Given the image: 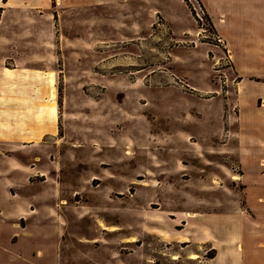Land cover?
<instances>
[{
    "label": "rangeland",
    "instance_id": "obj_1",
    "mask_svg": "<svg viewBox=\"0 0 264 264\" xmlns=\"http://www.w3.org/2000/svg\"><path fill=\"white\" fill-rule=\"evenodd\" d=\"M199 224L264 264V0H0V264H209Z\"/></svg>",
    "mask_w": 264,
    "mask_h": 264
},
{
    "label": "crops",
    "instance_id": "obj_2",
    "mask_svg": "<svg viewBox=\"0 0 264 264\" xmlns=\"http://www.w3.org/2000/svg\"><path fill=\"white\" fill-rule=\"evenodd\" d=\"M19 131L18 139H23L24 136L31 139L33 136H35L34 130L29 132L28 129L21 128ZM170 238L173 242L176 240L177 243L185 245L188 249L193 250L197 248L196 250L192 251L194 254L188 255L189 261H196L199 259L198 254H196L195 251H200L202 245L208 244L209 248L215 251L214 257L210 259L209 264H251L250 260L244 255V249L242 246L240 250L238 248L239 245L237 247V243L239 242L237 238L234 237V235L218 237V234H213L212 227H205L204 224H199L193 235H191V233L190 235H185L183 232L174 230L172 228L170 232ZM181 238L185 239L181 240ZM261 245L264 246V243ZM192 256H195V258L192 259ZM262 260L264 261L263 258Z\"/></svg>",
    "mask_w": 264,
    "mask_h": 264
},
{
    "label": "bare ground",
    "instance_id": "obj_3",
    "mask_svg": "<svg viewBox=\"0 0 264 264\" xmlns=\"http://www.w3.org/2000/svg\"><path fill=\"white\" fill-rule=\"evenodd\" d=\"M180 237V236H179ZM181 239H185V238H181ZM195 257V256H194ZM173 259H176V257H173Z\"/></svg>",
    "mask_w": 264,
    "mask_h": 264
}]
</instances>
